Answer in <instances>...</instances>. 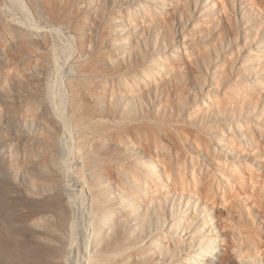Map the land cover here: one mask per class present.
I'll return each instance as SVG.
<instances>
[{
    "label": "rangeland",
    "instance_id": "rangeland-1",
    "mask_svg": "<svg viewBox=\"0 0 264 264\" xmlns=\"http://www.w3.org/2000/svg\"><path fill=\"white\" fill-rule=\"evenodd\" d=\"M193 235L264 264V0H0V264H191Z\"/></svg>",
    "mask_w": 264,
    "mask_h": 264
},
{
    "label": "bare ground",
    "instance_id": "bare-ground-1",
    "mask_svg": "<svg viewBox=\"0 0 264 264\" xmlns=\"http://www.w3.org/2000/svg\"><path fill=\"white\" fill-rule=\"evenodd\" d=\"M28 108H32V107L29 106ZM179 130H181V129H179ZM181 131H183V130H181ZM172 133H173L172 135L169 133L168 136L171 135L172 138H173L174 132H172ZM180 133H182V132H180ZM183 133H182V135H184ZM196 137L198 139H199V137L204 138L205 137V129L199 130L198 131V134L196 133ZM201 141L204 142L206 140L205 139H201ZM160 147H162V145H160ZM176 147H177V149H176L175 160L178 161L177 162L178 163V166H177V173L176 174L178 176L179 181H177L174 176H173V180H174V182L179 183L181 186H185L187 184H191V183L195 182L197 180L198 176L195 175L193 171L191 172V175L189 177H186L185 176V175H188L187 174L186 167H185L184 163H182L181 161H179L184 156V155H181L182 154V148L180 146H178V145H176ZM45 165H46V166H44L45 169H48V170L54 169V167L53 168H50L53 165L52 166L49 165L50 167H48L47 164H45ZM219 171H223V168L220 167L219 168ZM155 174H156V176L160 175V173H159L158 170L155 171ZM32 182L33 183H38L37 185L39 187H43V188H49L51 185L56 184L55 182L54 183L52 182V179H48L47 181L46 180H43V179H39V180L33 179ZM214 184L212 182L207 183V187L204 188L206 190L205 191V194L206 195H209L210 192H211V190H213L216 187V185H219V184H217L216 181L214 182ZM105 188L106 187L103 186L102 192L105 190ZM219 193H220L221 199L224 200L225 199V195H226L225 189H222L221 188ZM34 196H37V194H34ZM104 214H105V211H103V214H100V216L98 218V221H97V229H96V232H95V239H94L95 244H100V243L107 244L112 239V237L110 235H105V234L102 233V230L106 227V221H105V219H103ZM113 218H114V215L112 214V212H110V214H109V220L111 221ZM28 225L30 227H32V228L41 227V228H44L46 230L51 227L50 222H47V223L46 222H42L41 219H39V218H31V220L29 221V224ZM115 233H117V230H114V235H115ZM31 236H32L33 240L36 241L35 244L37 243L39 245H42L43 243H49V241H48L49 239L46 236L41 235V234H38L37 232L32 231ZM194 239H197L203 245L200 246V248H197L195 250V253L196 254L192 258V263L191 264H200L203 259H208V258L212 257V255H213V248L214 247H213L212 241H209L208 240V237H206L204 235H200L198 237H195L193 235L190 240H194ZM205 241H207V242H205ZM206 243H209V245L207 246ZM53 245L58 248V244H57V246L55 245V243ZM33 256L36 259H38L41 256H43V257L45 256V258H46V257L49 256V252L47 251V249L45 251H42L39 248V250H36L33 253ZM96 260H94V261H96ZM97 261L108 262L109 259L108 258H105V257H101ZM47 264H53L52 260L51 259H48Z\"/></svg>",
    "mask_w": 264,
    "mask_h": 264
}]
</instances>
